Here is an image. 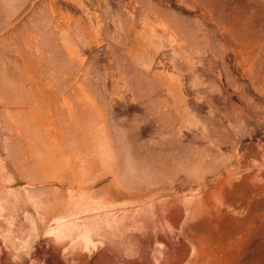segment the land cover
Instances as JSON below:
<instances>
[{
  "label": "rangeland",
  "instance_id": "374dc122",
  "mask_svg": "<svg viewBox=\"0 0 264 264\" xmlns=\"http://www.w3.org/2000/svg\"><path fill=\"white\" fill-rule=\"evenodd\" d=\"M87 2L0 0V264H264V0Z\"/></svg>",
  "mask_w": 264,
  "mask_h": 264
},
{
  "label": "crops",
  "instance_id": "0c3cea01",
  "mask_svg": "<svg viewBox=\"0 0 264 264\" xmlns=\"http://www.w3.org/2000/svg\"><path fill=\"white\" fill-rule=\"evenodd\" d=\"M40 1L41 0H37L38 3ZM44 1H45V5L48 8L47 9L48 12L51 13V17L54 19H57V18L59 19L58 20L59 23L58 22L51 23V28H50L51 30L48 31L49 33L51 32V33H59L62 35H65V34L73 35L76 32L75 30L79 29V32L82 34L83 32H86L87 24L89 22L92 25L94 24L93 18L89 17V13H92L94 11L89 6V3L87 2V0H62L63 2L62 4L64 5L63 8L56 6L57 1L59 0H44ZM182 96H183V99H181L182 101L181 104L176 103V106H175L179 110L177 112H181V115H183L184 113L186 114L187 112L186 110L189 107L187 103L186 104L184 103L185 105L183 104V101H186L187 97L184 94ZM181 107L187 108V109H184L185 112L182 111L183 109H181ZM190 107H193V106H190ZM191 123H193V121ZM191 123H189L190 125H185L184 127L186 130L190 131L194 135L195 129L194 127L191 126L192 125ZM183 130L184 129H182V131ZM43 248L46 251H50V247L48 248L43 247ZM51 250L54 252L56 251L54 250V248H52ZM42 255H44V258H42L43 264H56L55 261H51V260H55V255H51L49 253H45ZM82 262L84 263L86 262L85 264H88L87 260H83Z\"/></svg>",
  "mask_w": 264,
  "mask_h": 264
}]
</instances>
